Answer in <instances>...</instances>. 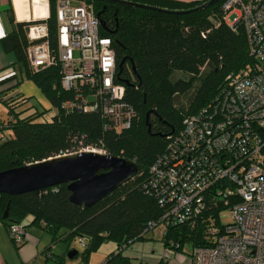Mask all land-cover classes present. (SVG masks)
Masks as SVG:
<instances>
[{"label":"trees","instance_id":"1","mask_svg":"<svg viewBox=\"0 0 264 264\" xmlns=\"http://www.w3.org/2000/svg\"><path fill=\"white\" fill-rule=\"evenodd\" d=\"M78 1L90 3L95 13L99 12L98 18L104 22L100 32L111 37L117 65L123 60L120 77L128 81L122 82L127 100L137 110L136 118L127 128L106 129L98 113H65L60 103L67 93L60 85L59 69L31 66L27 54L33 41L27 33L29 22L13 17L12 30L1 35L0 42L5 50L15 54V64L24 66L56 111L50 119L38 120L37 110H16L29 96L20 91L4 96L7 90H0V99L7 106V115L0 117V170L74 150L80 138L86 143L102 139L106 153L133 160L138 169L90 206L72 202L64 182L18 194L1 192L0 216L8 228L12 222L26 227L24 217L33 215V221L43 222L52 241L62 240L69 249L73 248V239L82 237L83 249L74 255L80 254L79 262L87 263L91 252L112 239L117 242V249L97 264H135L123 254L122 247L143 238L150 222L162 212L157 199L143 192L141 183L165 148L167 135L181 127L186 114L207 105L227 75L253 61L254 56L249 52L243 24L237 21L231 26L224 21V0L201 7L197 6L206 0H131L163 9L114 0ZM49 6V40L54 45L56 0H49ZM179 72L187 76L175 75ZM13 76L10 74L3 81L14 79ZM192 89L188 104L177 105V96ZM204 228L203 221L196 226L181 223L169 226L161 238L166 247L181 251L186 242L192 246L208 244ZM155 264L166 262L160 259Z\"/></svg>","mask_w":264,"mask_h":264},{"label":"built area","instance_id":"2","mask_svg":"<svg viewBox=\"0 0 264 264\" xmlns=\"http://www.w3.org/2000/svg\"><path fill=\"white\" fill-rule=\"evenodd\" d=\"M221 6L226 23L243 24L254 59L229 73L211 101L186 114L181 127L167 135L141 189L162 209L148 229L156 227L164 234L169 226L205 222L208 244L193 246V264H264V0H224ZM48 16L28 21L33 41L27 54L34 69H59L60 85L67 93L60 108L65 113H98L106 129L129 127L137 110L117 78L111 37L101 34L93 6L56 0L54 45ZM103 144L102 139L86 143L80 138L74 150L62 154L106 153ZM222 209H228L225 223ZM8 232L17 242L26 227L12 222ZM78 240L84 245L82 237ZM170 254L167 247L161 261L167 262Z\"/></svg>","mask_w":264,"mask_h":264},{"label":"water","instance_id":"3","mask_svg":"<svg viewBox=\"0 0 264 264\" xmlns=\"http://www.w3.org/2000/svg\"><path fill=\"white\" fill-rule=\"evenodd\" d=\"M114 1L159 8L131 0ZM213 1L215 0H206L197 7L208 5ZM100 24H104L101 19ZM122 62L123 60L118 64L117 78L128 82L120 77ZM148 115L149 111L146 112V120ZM137 169L138 165L135 161L119 155L92 150L74 151L0 170V193L18 194L64 182L70 190L69 199L72 202L81 206H90L130 179ZM7 208L8 206L4 216L7 214ZM76 252L77 249L72 248L67 255L72 257Z\"/></svg>","mask_w":264,"mask_h":264},{"label":"crops","instance_id":"4","mask_svg":"<svg viewBox=\"0 0 264 264\" xmlns=\"http://www.w3.org/2000/svg\"><path fill=\"white\" fill-rule=\"evenodd\" d=\"M49 13V0H0V36L12 30L13 17L30 21L35 17L43 18ZM14 67L15 54L5 50L0 42V90L10 91L14 81H3V78L8 76ZM20 92L29 96L24 91ZM23 223H26L25 235L15 242L10 238L7 224L0 216V264H77L80 261L74 257L75 254L68 257L67 252L70 249L67 243L63 241L66 244L63 246L52 241L43 222L33 221V215H26ZM73 258L76 259L72 260Z\"/></svg>","mask_w":264,"mask_h":264},{"label":"rangeland","instance_id":"5","mask_svg":"<svg viewBox=\"0 0 264 264\" xmlns=\"http://www.w3.org/2000/svg\"><path fill=\"white\" fill-rule=\"evenodd\" d=\"M78 1V0H73ZM236 14H232L231 18H234ZM10 74H14V79H12L14 84L11 85L10 91H6L4 96L9 95L10 93H15L17 91H24L30 97L25 103L16 107V110H22L23 113H28L34 110L39 112L38 120L50 119L53 113L56 111L55 107L51 103L48 96L43 92V90L38 86V84L33 80V78L27 73L24 66H19L15 64L14 68H11ZM9 74V75H10ZM187 75L183 72L176 73L175 75ZM194 89L190 90L186 94L177 96L176 104L181 106H186L193 94ZM30 105V106H29ZM29 106V107H28ZM7 115V106L0 99V117L3 118ZM228 209H222L220 211V219L222 223L228 221ZM56 244H66L61 241H55ZM73 248H76L78 251L83 249V245L79 243L77 238L73 239L70 243ZM171 249V254L169 261L166 264H193L192 250L193 246L191 243L186 242L181 251L167 246ZM164 244L161 234L158 228L154 227L148 229L144 233L143 238L134 239L130 241L127 245L122 247V252L125 255H128L131 261L135 264H154L153 262H158L162 258L163 251L167 248ZM117 242L108 239L103 241L99 247L91 252L89 260L86 264H97L94 261H100L99 259L104 258V256L112 250H116ZM176 253V254H175ZM80 255V254H79ZM76 256L80 260V256ZM73 258L72 260L76 259ZM70 260V259H69Z\"/></svg>","mask_w":264,"mask_h":264}]
</instances>
